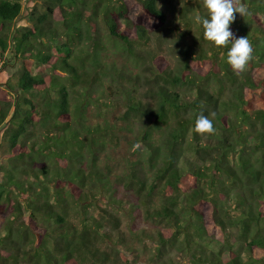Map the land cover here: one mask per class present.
I'll list each match as a JSON object with an SVG mask.
<instances>
[{"label": "trees", "instance_id": "trees-1", "mask_svg": "<svg viewBox=\"0 0 264 264\" xmlns=\"http://www.w3.org/2000/svg\"><path fill=\"white\" fill-rule=\"evenodd\" d=\"M101 2L0 0V55L9 47L11 23L26 11L13 29L17 35H9L14 53L28 56L15 85L7 77V89L0 88V144L6 141L8 152L0 163V264H130L129 238L152 245L156 255L165 247L183 252L180 264H264V0H242L250 15L237 13L230 25L253 46V59L239 74L227 63L231 45L206 41L202 26L191 42L181 38L185 32L177 38L175 64L162 62L159 44L139 53L120 20L142 16L163 25L165 12L158 0H118L103 13L106 35L125 44L135 61L149 54L147 87L138 93L144 97L124 88L123 102L114 91L105 94L112 87L102 78L113 82L125 73L99 62L95 18ZM189 6L196 11L181 18L187 31L198 14L208 15L198 1ZM144 26L137 21L136 33L149 41ZM84 39L93 43L89 74L72 61L78 59L75 43ZM35 42L41 48L33 51ZM58 70L66 74L62 80ZM97 85L102 89H91ZM72 98L80 102L74 108ZM88 111L93 119L86 124ZM201 112L212 119L213 134L193 131ZM115 142L138 155L121 175L98 164ZM186 152L194 158L182 168ZM111 175L122 195L107 181ZM140 209L158 227L122 238L118 211L133 219Z\"/></svg>", "mask_w": 264, "mask_h": 264}, {"label": "rangeland", "instance_id": "rangeland-1", "mask_svg": "<svg viewBox=\"0 0 264 264\" xmlns=\"http://www.w3.org/2000/svg\"><path fill=\"white\" fill-rule=\"evenodd\" d=\"M114 2L112 5H110L109 0H102V2L99 5V14L95 18L96 25L99 30V36L98 38L100 39L101 43V49L98 51V59L100 60L102 64L108 65V67L113 69L115 71H122L125 73V76L121 79H118L116 81L111 82L109 78L103 77V84L104 87L108 85V87L112 88H107L105 90V94L108 97H111L110 91L116 92V96L121 95V100L122 102L124 101V95L121 94V90L125 88L126 91H129L130 94H138L144 93L146 90V87L142 82H143V76L146 75L144 72L145 67L149 64V54L148 56H143V59L140 60H134V57L128 54V51L126 50L127 46L123 44L121 41L112 39L106 35V26L104 23V12L114 9L116 7V3L118 4V0H111ZM199 2V10L200 13H203L204 11L207 13V10L205 9L203 5V0H168L167 2H163V0H158V4L161 7V9L164 10L165 15H166V23L163 25H155V23L151 20H148L142 16H138L134 18V20L130 22H126L124 20H120V25L121 29L124 30L127 34L129 39L132 41L133 46L135 49L141 51L139 53H143L146 51V49H149L150 52L152 53L156 47L157 44L160 46L159 52L162 53L163 58L166 59L167 61H162L163 63L169 62V64H175L176 60L178 59V51L172 50L173 44L177 41V38H180V34L185 32L184 37H181L183 41L185 42H191L192 41V36L194 34H199L202 32V28L200 24H191V27L189 28V31L185 29L182 25V19L181 18H186L185 11H190V17L195 16V11L192 10L193 7L189 6L190 3H195ZM106 5H109L108 8H106ZM39 9L40 11L43 10V7L39 4ZM183 8V12L179 10V8ZM86 10L87 12L91 11V4L88 3L86 5ZM26 11H23V13L13 22L11 23V27L9 29L10 33H16L14 36L17 35V31L15 32L16 27L22 25L24 23V15H26ZM180 16V17H179ZM179 17V18H178ZM187 19V18H186ZM139 21L140 23L144 24L146 33L148 34V39L147 40H139L137 33H136V28H135V23ZM57 27L59 31H64L62 29V22H57ZM61 31V32H62ZM7 35V41H8V49L0 55V88L1 89H7V82L10 81L12 85H15L14 83L16 82L18 76H19V71L23 65V61L27 59L28 56H20L19 54L14 53V49L12 47L13 45V35ZM92 40H87L84 39L83 42L80 43H75L74 46V51L73 54L74 56L78 57L77 60H72L75 64L79 65L80 68L84 67V69H88V74L91 72V57L93 53L90 51V47H92ZM41 48L38 45V42H35L32 46L33 51ZM28 54V53H25ZM32 69L35 71V68L33 66L32 61L30 62ZM35 65V64H34ZM58 73L55 74L58 78V80H62L66 74L58 70ZM147 74H149L147 72ZM139 76L138 79H136V76ZM8 78V81L6 79ZM102 77V76H101ZM134 77L133 82H129L127 79ZM65 81V80H64ZM63 81V82H64ZM112 84V85H111ZM84 84L76 86V91L80 90ZM115 85L123 87L119 88L118 91L114 90L113 88ZM91 89L94 90H100L102 89L101 85H97L95 87H92ZM135 90V91H133ZM11 93V94H10ZM73 93V92H72ZM53 94V92L51 93ZM75 94V93H73ZM98 95V94H97ZM95 95V96H97ZM94 96V97H95ZM137 96L144 97L140 94ZM7 99H12L13 95L12 92L7 90L6 93ZM36 99V98H35ZM79 100H76V98L71 99V106L72 108L75 107V105L79 104ZM4 107L6 106L5 104L3 105ZM228 114L232 116V112L228 111ZM92 116L93 112L88 111V113L84 114L86 124L90 123L92 121ZM128 128L131 130L133 129L132 125H129ZM135 128V127H134ZM129 133V132H128ZM133 133V132H132ZM119 137L122 136V132H118ZM190 136V135H189ZM113 144V143H112ZM109 146L107 149H103L104 152L108 153L107 157L105 160L101 159L99 161V166L105 167L107 164L112 170L115 172L113 175H121V173L124 170H128L127 165L129 164L127 161L129 159L134 160L137 158L138 155L131 153L130 148L126 145L125 142L122 143H114V145ZM7 143L6 141H2L0 144V163L8 159V152H7ZM194 156L190 152L184 153V156L179 160V166L187 167L188 161H192ZM112 159H116L115 161H112ZM145 170L146 167L144 168ZM111 175L107 181L112 182V186L116 188L117 192L122 195L123 189L118 187L115 183V177ZM2 176V173L0 172V178ZM111 186V188H112ZM121 191V192H120ZM154 202L155 204H159L160 198L158 196H154ZM156 205V206H157ZM125 204H123V207ZM122 207V208H123ZM142 209V207H140ZM138 210V212L133 213L135 216L134 218L131 219V217L122 211L118 215L120 217V222H119V227H120V232L122 238H127L131 233L130 231H133L134 229H140V228H145L149 231L154 230L157 226L156 222L150 221V220H145L142 216V210ZM130 243L128 244L131 246L132 251L130 252V255L128 256L130 260V264H153L156 263L160 259H165L169 263L177 264L182 262V253L174 250L171 247H165L162 250V254L160 253L159 255H156L153 246H144L141 241H138L137 239L134 238H129ZM122 246H126L125 242L123 241ZM103 249H108V246L106 244H102ZM124 247H121V250H123ZM243 253V258H245V251H241Z\"/></svg>", "mask_w": 264, "mask_h": 264}, {"label": "clouds", "instance_id": "clouds-1", "mask_svg": "<svg viewBox=\"0 0 264 264\" xmlns=\"http://www.w3.org/2000/svg\"><path fill=\"white\" fill-rule=\"evenodd\" d=\"M207 10V17L197 15L195 21L203 28L206 41L213 42L218 47L231 45L227 52V63L234 73L246 70L253 59V46L247 36L237 37L230 25L236 20V15L242 17L250 15L248 6L242 0H203ZM210 115L214 116L215 113ZM193 131L197 134H213L215 128L212 119L203 112L199 113Z\"/></svg>", "mask_w": 264, "mask_h": 264}]
</instances>
